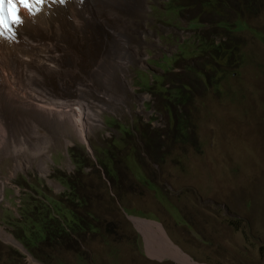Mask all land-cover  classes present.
I'll return each mask as SVG.
<instances>
[{
    "label": "rangeland",
    "instance_id": "374dc122",
    "mask_svg": "<svg viewBox=\"0 0 264 264\" xmlns=\"http://www.w3.org/2000/svg\"><path fill=\"white\" fill-rule=\"evenodd\" d=\"M215 1L117 2L119 14L131 20L121 33L127 65L108 61L95 74L100 77L93 75L105 87L78 90L92 68L88 57L65 83L56 74L46 82L63 97L82 94L102 107L86 138L67 122L42 120L30 110L12 116L4 106L9 130L35 144L30 131L36 129L48 145L41 156L26 149L0 153V264H44L24 249L13 228L26 198L41 197L35 188L65 194L58 178L65 173L81 184L79 193L88 196L94 214L80 234L42 245L64 264H193L169 254L156 232L151 247L146 227L155 226L136 219L163 225L194 262L264 264V0L245 9L251 31L234 40L241 60L230 55L219 63L206 44L226 45L218 25L231 14L233 24L244 6L226 0L233 9L223 13ZM93 31L84 47H91L94 61L102 60L108 45ZM182 81L191 90L187 83L181 89ZM185 93L190 100L181 104ZM180 119L187 122L185 135L177 129ZM76 156L83 158L81 166Z\"/></svg>",
    "mask_w": 264,
    "mask_h": 264
},
{
    "label": "bare ground",
    "instance_id": "6f19581e",
    "mask_svg": "<svg viewBox=\"0 0 264 264\" xmlns=\"http://www.w3.org/2000/svg\"><path fill=\"white\" fill-rule=\"evenodd\" d=\"M118 1L120 4L121 0H64L61 4L60 0H46L45 5L34 16H29L26 11L21 10L25 20L17 27L14 39L0 37V153L3 154L5 150L22 153L26 149L32 152V155L41 156L48 145V140L40 136L42 134L36 129L30 131L34 137L37 136L35 144L26 143L24 136L19 137L9 130L4 120L5 114L7 115L4 106L8 107V112L11 110L12 116L17 109L30 110L42 120L67 122L81 138H86L87 133L96 126L95 117L100 116L102 109L97 102L85 98L82 94L63 97L59 91H52L46 82L49 76L56 74L60 83H65L64 81L70 80L80 70L83 57H88L92 68L88 71L84 83L77 84L78 90L82 91L86 87L85 84L97 88L105 87L103 82L99 83L93 75L107 69L108 61H111V67L127 65L121 33L124 28L131 26V20L125 19L121 12L119 14ZM90 30L99 32L104 38V45H108L102 60L94 61L90 57L91 47H84V43L89 41L86 35ZM127 50L130 51L129 48ZM136 61L138 62L137 59ZM95 76L98 78L101 75ZM108 95L112 97L109 93ZM136 220L140 224L155 226L146 227L149 235L147 240L151 247H154L152 241L156 240V232L159 240L169 249V254L185 262L200 264L192 261V258L168 237L163 225L145 219Z\"/></svg>",
    "mask_w": 264,
    "mask_h": 264
},
{
    "label": "trees",
    "instance_id": "16d2710c",
    "mask_svg": "<svg viewBox=\"0 0 264 264\" xmlns=\"http://www.w3.org/2000/svg\"><path fill=\"white\" fill-rule=\"evenodd\" d=\"M75 160L77 166L84 162L83 158L78 156ZM58 178L66 187L65 194L55 197L46 194L42 188H35L41 197H25L20 219L13 228L24 249L44 264L64 263L58 260V254H46L45 246L42 245L62 242L68 235L71 237V234H80L91 226L89 217L94 214L88 196L79 193L81 184L74 181L73 175L65 173L60 174Z\"/></svg>",
    "mask_w": 264,
    "mask_h": 264
},
{
    "label": "clouds",
    "instance_id": "9594fccd",
    "mask_svg": "<svg viewBox=\"0 0 264 264\" xmlns=\"http://www.w3.org/2000/svg\"><path fill=\"white\" fill-rule=\"evenodd\" d=\"M251 1L252 0H235L236 4L238 5V8L240 5L244 6L242 13H237V12L234 13L235 17H237V18L235 19L233 24H230V22H229L233 18L232 14L227 15V16H230V19H227V24L222 23L221 25H218V22H219L218 17L221 16V12H223V13L224 12H232L233 6L231 5L232 7H230L226 3V0H225L224 4L220 3L221 0H217L214 2L213 7H216L217 5H219L220 9H221V12L216 11L215 16H217V17L215 18L214 21H216V24L218 25L219 29L222 30V34L225 35V37H226V45H223L222 43L218 42L216 47H213V45H211L212 48H210V46L208 44H206L207 45L206 52H211L212 58L214 59L215 62L219 63V60H221L223 57H226L228 60V57L230 55H232L233 60H236L237 62H239L241 60V57H242L241 56V52H242L241 46L237 45V43L234 42V40L243 39V37H244L243 33L245 34V33H249L251 31L249 29V23L246 20L249 18L246 15H244L245 9H248V8H249L248 10L253 9V4L250 3ZM242 17H243V19H241ZM239 19L242 21V24H239L237 22ZM214 21L211 24H214L215 23ZM198 27H200L199 20H198ZM183 83H187V82L182 81L181 87H180L181 89L183 87ZM187 84L191 90V85L189 83H187ZM207 86H209V83L207 84ZM232 87L235 88L233 85H232ZM176 88H179V87H176ZM235 89H237V88H235ZM188 93H185L186 100H185L184 104H186L190 100V98L188 97ZM169 102L175 103L174 98L169 100ZM165 109L169 110L170 107H168V108L166 107ZM182 121H183L182 122L183 126H182V124H180V125L178 124L177 129L180 132V134L185 135V134H187L186 130H187L188 126H186L187 122L185 120L182 119ZM184 126H185V129H183Z\"/></svg>",
    "mask_w": 264,
    "mask_h": 264
},
{
    "label": "snow or ice",
    "instance_id": "6c2138e0",
    "mask_svg": "<svg viewBox=\"0 0 264 264\" xmlns=\"http://www.w3.org/2000/svg\"><path fill=\"white\" fill-rule=\"evenodd\" d=\"M46 0H0V37L14 39L17 27L24 23L21 10L29 16L36 15L45 5ZM63 4L64 0H60Z\"/></svg>",
    "mask_w": 264,
    "mask_h": 264
}]
</instances>
